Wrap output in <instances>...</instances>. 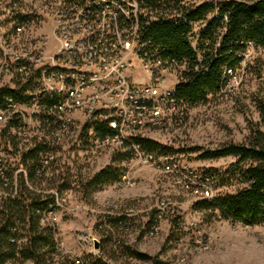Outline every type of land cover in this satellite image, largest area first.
<instances>
[{
  "label": "rangeland",
  "instance_id": "1",
  "mask_svg": "<svg viewBox=\"0 0 264 264\" xmlns=\"http://www.w3.org/2000/svg\"><path fill=\"white\" fill-rule=\"evenodd\" d=\"M26 1V11L45 7L41 0ZM10 2L0 0V26L7 22ZM46 13L17 36L5 35L10 23L0 27V45H5L9 56L24 55L29 47L25 42L39 41L46 46L47 60L58 53L64 42L56 44L53 30H67L68 26L56 14ZM209 20L208 14L188 23L187 38L197 62L209 46L207 40H199ZM242 58L237 78L226 83L221 96L181 101L180 108L169 113L166 125L135 132L155 142L156 150L171 152L176 171L187 166L193 173H215L214 197L247 188L249 183L240 170L252 163L237 164L233 156L203 159L202 154L230 144L249 145L256 130L264 132L259 114L264 108V48L249 47ZM185 68L167 75L163 86L175 91ZM130 77L147 81L151 74L143 69ZM91 114L83 110L71 114L75 128L61 139L54 159L35 185L27 183L38 193L56 197V208L46 213L40 224L42 231L52 230L55 242L45 264H73L75 260L88 264H264V223L246 225L233 222L216 207L204 210L196 188L183 186L174 173L162 169L161 163L127 156L121 138L103 140L92 127L95 120ZM126 118H132L129 112ZM3 128L1 122V158L16 181L19 173L26 174L20 153L35 144L21 137L12 142L1 140ZM129 134L125 130L122 137ZM117 218H124L127 226L118 229ZM79 235L89 244L81 243Z\"/></svg>",
  "mask_w": 264,
  "mask_h": 264
},
{
  "label": "trees",
  "instance_id": "2",
  "mask_svg": "<svg viewBox=\"0 0 264 264\" xmlns=\"http://www.w3.org/2000/svg\"><path fill=\"white\" fill-rule=\"evenodd\" d=\"M66 1L79 3L81 0ZM165 1L168 6L178 2V0ZM141 2L142 6L151 13L148 17L140 18L141 40L148 42L149 51L153 52L157 48L167 60L172 59L180 67H187L183 73L184 80L177 84L174 91L177 109L180 108L181 101L198 102L205 100L208 95L214 98L221 96V91L231 77L228 71L234 73V70L240 67L242 55L248 46L264 48V0H228L221 3L218 6V16H213L201 31L199 40H207L209 46L206 47L200 62H197L187 38L190 31L188 23L202 20L213 11V4H201L194 9L185 10L179 18L169 19L158 14L162 11L158 0H141ZM15 5L21 7L22 4L20 0H13L8 8H13L12 20L16 26H21L26 19L18 9L16 10ZM152 14L155 17L150 21ZM121 23L128 24L123 21ZM31 81L30 77L26 85H18L15 90L0 89V109H6L8 98L15 104H29L31 98L26 93ZM43 104L45 108H51L56 101L46 99ZM259 114L264 124V108ZM48 115L49 113L42 112L39 117L40 127L37 129L40 131L39 136L35 135L33 130H26L18 116L9 118L1 132V140L6 142L21 137L35 145L31 150L20 153V165L24 167L26 174L19 173L16 181L7 171L3 159H0V264H45L55 248L52 230L42 231L40 224L46 213H51L56 208V197L38 193L30 189L27 183L35 185L39 176L43 175L54 159L61 139L69 130L72 131L75 124L68 125L67 130L62 131L61 122H56ZM91 116L95 120L92 127L102 135L103 140H114L118 131L111 127L110 119L105 115L102 116L100 112H93ZM160 123L154 126H164L168 121ZM148 127L153 126L147 124L142 130ZM129 142L137 144L144 154L163 156L171 153L156 150L158 145L142 138V134L135 135L129 139ZM129 142L121 139L127 156L132 157L133 152L129 149ZM227 156L235 157L237 164L246 161L252 163L240 170L249 185L235 194L217 195L209 200L201 199L203 209L210 210L216 207L233 222L238 221L246 225L264 223V132L256 130L249 145L230 144L202 154L203 159ZM210 173L217 184L216 174ZM156 217L157 215L151 221L153 226L157 222ZM115 221L118 229L127 226L124 218H117Z\"/></svg>",
  "mask_w": 264,
  "mask_h": 264
},
{
  "label": "built area",
  "instance_id": "3",
  "mask_svg": "<svg viewBox=\"0 0 264 264\" xmlns=\"http://www.w3.org/2000/svg\"><path fill=\"white\" fill-rule=\"evenodd\" d=\"M87 1H94V8H87ZM164 1L158 0L162 10L158 14L169 19L181 17L190 8L212 3L214 8L209 13L211 19L218 16V6L228 0H178L173 6H168ZM24 2L27 1L21 0V8L16 10L26 21H35L46 12H52L68 28L60 31L52 29L58 34L56 44L63 41L64 45L52 55L51 60L43 59V51L46 50L44 43L43 49H35V42H25L30 45V53L16 56L4 55L5 45H0V62L5 64L4 74L0 76V89L11 87L15 90L18 85H26L30 77L32 79L26 93L31 98L29 104H15L8 98L6 109H0V123L4 127L9 118L18 116L26 130H33L39 136L40 131L37 129L40 125H36V118L41 116L46 99L56 101L52 113L48 115L56 122L70 125L74 120L71 114L78 110L90 114L100 112L110 119L111 127L118 131L115 139L121 138L125 142L135 137V123L149 124L153 120L171 119L168 109L177 106V101L175 95L167 93V87L163 84L167 75L172 72L177 74L182 67L164 57H154L155 49L149 51L148 42L141 40L139 32L132 30V21H124L119 17V5H127L133 16L142 14L143 18L148 17L151 13L142 6L141 0H81L79 3L70 1V4L66 0H58V6L38 7V11L35 8V11H26ZM154 17L150 15V21ZM249 47L252 46H248L244 54H247ZM12 68H19L18 85H10ZM143 69L151 74L149 80L131 79V74ZM233 78H237L236 69L231 73L230 80ZM127 112L132 118H126ZM125 130L130 132L127 138L122 137ZM128 145L135 157L161 163L162 169L174 173L183 186H197L201 199L214 198L217 184L210 172L191 174L190 168L184 166V173H177L175 163L174 169H167V162H173L170 154L148 157L137 144L129 142ZM78 239L81 243L89 244L85 236L79 235ZM74 264L88 263L75 260Z\"/></svg>",
  "mask_w": 264,
  "mask_h": 264
},
{
  "label": "bare ground",
  "instance_id": "4",
  "mask_svg": "<svg viewBox=\"0 0 264 264\" xmlns=\"http://www.w3.org/2000/svg\"><path fill=\"white\" fill-rule=\"evenodd\" d=\"M13 0H11V2H12ZM11 2H10V4H11ZM41 4H43V5H45V6H50V7H56V6H58V0H41ZM9 4V5H10ZM15 7L17 8V5H15ZM87 8H94V1H87ZM9 9V12H8V16H7V19H5V20H7V22L5 23L4 21H3V23H2V21H1V23L3 24V25H1V26H4V27H7V25H9L8 23H10V30H7V34H5V35H7V36H11V37H13V36H17V35H20L22 32H23V30H24V28L28 25V24H31L32 23V21H25L24 22V24H23V26L22 27H17L16 26V23L12 20L13 19V12H14V10L12 9V8H8ZM1 15H3V14H0V16ZM119 17L121 18V20H124V21H132V30H134L135 32H140V18L141 17H143L142 16V14H134V16H133V13L132 12H130V11H128V9H127V5H119ZM0 26V27H1ZM16 26V27H15ZM14 27H15V29H14ZM14 29V30H13ZM25 33V32H24ZM54 35H56L55 36V38H54V40L55 41H58V34L56 33V34H54ZM5 40V39H4ZM7 40V39H6ZM9 41V40H8ZM12 41V40H11ZM7 42V41H6ZM5 42V43H6ZM1 43V42H0ZM22 44V43H21ZM14 49V48H13ZM35 49H43V42H40V43H36L35 42ZM7 50V49H6ZM6 50H5V48H4V55H9V54H7V52H6ZM24 50V49H23ZM25 51V50H24ZM24 53V52H23ZM26 53H30V45H29V47L26 49V51H25V54ZM14 56V55H13ZM166 56V55H165ZM154 57H163L161 54H160V51L156 48L155 50H154ZM49 58V57H48ZM51 58H52V55H51ZM43 59H46V56H45V51H43ZM172 60V59H171ZM173 62H176V61H174V60H172ZM241 66V65H240ZM178 67H180V65H178ZM4 71H5V64H4V62H0V76H3V74H4ZM228 73H229V75L231 76V71H228ZM19 81H20V71H19V68H12V72H10V82H12V84L13 85H18V83H19ZM4 88H6V89H9V90H13V88H11V87H4ZM167 93L168 94H171V95H174V90H172V89H170L169 87H167ZM2 104V103H1ZM48 108V107H47ZM45 108L44 107V105H42V112H47V113H52V107L51 108ZM175 109H177V106H172V109H168V115H169V113H171V115H172V113H174V112H171V111H173V110H175ZM170 116V115H169ZM164 120H153L152 122H149V124H151L152 126H154V125H159V123L161 122H163ZM168 122H169V120H168ZM160 123V124H161ZM71 124H75V121L74 120H72L71 122H70V125ZM36 125H40V122H39V118H36ZM145 125H147V124H144V123H135V132H141V130H142V128L145 126ZM59 127V126H58ZM69 126L68 125H62L61 126V128H62V131H66L67 130V128H68ZM74 128H75V126H74ZM57 131V130H56ZM55 131V132H56ZM143 131V130H142ZM45 132V131H44ZM48 132V131H47ZM41 133H43V132H41ZM49 137V136H48ZM62 137V136H61ZM60 137V138H61ZM44 139V138H43ZM45 140V139H44ZM51 140V139H50ZM48 141V140H47ZM59 141V140H58ZM46 142V141H45ZM47 143V142H46ZM43 145V144H42ZM147 156L148 157H159V156H157V155H150V154H147ZM180 168V167H179ZM184 168V167H183ZM167 169H174V162H167ZM177 169V168H176ZM183 171H184V169H183ZM183 171H180V172H178L177 171V173H182ZM191 174H197V173H193V172H190ZM123 180V179H122ZM182 184V183H181ZM187 188L188 187H190V186H186ZM193 187H195L196 189V191H197V186H193ZM199 194H200V196H201V192H199Z\"/></svg>",
  "mask_w": 264,
  "mask_h": 264
},
{
  "label": "water",
  "instance_id": "5",
  "mask_svg": "<svg viewBox=\"0 0 264 264\" xmlns=\"http://www.w3.org/2000/svg\"><path fill=\"white\" fill-rule=\"evenodd\" d=\"M94 246H95V248L98 247V243L96 241L94 242Z\"/></svg>",
  "mask_w": 264,
  "mask_h": 264
}]
</instances>
